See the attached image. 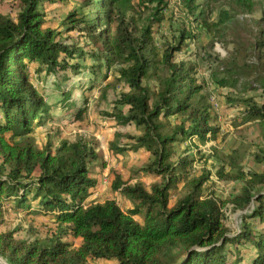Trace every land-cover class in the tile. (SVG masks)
<instances>
[{"label": "trees", "instance_id": "1", "mask_svg": "<svg viewBox=\"0 0 264 264\" xmlns=\"http://www.w3.org/2000/svg\"><path fill=\"white\" fill-rule=\"evenodd\" d=\"M19 1L16 20L0 13V226L9 211L34 210L51 216L57 230L35 241L18 238L15 230H0V256L9 264H240L247 255V264H264V170H245L236 151L219 166L218 179L242 182L241 193L230 202L240 209L253 206L239 230L231 232L225 224L226 202L204 192L211 172L192 175L196 158L187 150L176 154L177 145L192 139L204 144L215 139L218 126L205 84L197 77L198 65L176 60L190 35L182 32L159 56L153 26L162 20L166 0H80L86 10L80 18L69 15V28L100 44L99 51L86 52L44 26L43 4L54 0ZM143 10L150 14L139 22L136 15L140 18ZM203 15L195 20L215 32L219 25L227 31L228 23L236 22L229 12L213 24ZM252 21L260 26L253 40H234L228 57L214 60L217 87L240 92L264 88V24ZM89 57L97 65L89 70V80L74 88L79 96L61 87L55 98L47 99L28 72V63L34 62L38 71L65 78L69 71L78 74L86 68ZM80 58L84 64L72 62ZM102 67H115L130 88L108 115L140 131L124 134L127 145L119 148L113 142L112 150H147L152 158L138 170L160 179L148 189L114 172L112 188L131 202L127 210L113 199L85 204L99 186L92 165L101 156L93 143L62 140L55 149L52 144L41 149L32 134L58 107L70 110L73 119L84 118ZM150 78L153 86L144 83ZM242 100L243 123L264 122V105L252 97ZM256 159L264 163V150ZM181 183L186 191L171 205L173 189ZM253 222L263 228L256 229Z\"/></svg>", "mask_w": 264, "mask_h": 264}, {"label": "rangeland", "instance_id": "2", "mask_svg": "<svg viewBox=\"0 0 264 264\" xmlns=\"http://www.w3.org/2000/svg\"><path fill=\"white\" fill-rule=\"evenodd\" d=\"M166 2V7L160 13L162 20L153 26L159 56L167 44L177 43L182 32L190 35L183 42L182 50L176 53V60H186L198 65L197 77L199 82L205 84L204 92L208 94L213 106V124L218 126L215 139L205 144L196 138L192 139L177 145L176 154L187 150L191 156L196 158L192 167V175H201L206 170L211 172L204 192L209 195L214 193L220 200L226 202L223 207L225 224L231 232H236L242 225L244 215L251 212L253 206L246 209L235 207L230 200L241 193L242 182L220 180L217 177V170L226 161L227 155L234 151L241 156V164L245 170H264V163L256 159V155L264 150V122L243 123L246 102L242 100L252 97L256 103L264 105V88L248 92H240L237 88L232 87L220 88L213 82L212 71L215 70L214 60L228 57V52L235 44L234 40H253L260 26L252 19H261L264 24V0H166ZM153 6L154 4L150 5V7ZM42 10L45 14L44 26L46 28L60 31L61 38L68 43L75 42L85 52L100 50V44L92 42L84 32L69 28L73 24L70 22L69 15L77 13L73 18H80L81 13L86 10L81 8L80 0L46 1ZM20 12L19 0H0V13L16 20ZM200 12H203V18H206L210 24L220 22L224 18V12L236 15V22L228 23L227 31L224 30V25H219L215 32L195 20V16ZM149 14V10H143L141 19L136 15L137 20H140L139 22L146 20ZM221 27L224 33L223 42L219 35ZM213 28L215 29V26ZM72 62L84 64L83 58L74 59ZM84 65L86 68L81 69L80 73L69 71L72 73H67L69 77L65 78L55 79L54 76L48 75L44 71H38L34 62L28 63V72L33 84L47 99L55 98L56 93L59 94L62 89L61 87L66 90L72 89L75 96H79L81 91H76L75 87L79 85V82L89 80V70L93 65L95 68L97 61L89 57ZM115 70V67L109 71L105 67L100 69L101 78L98 77L95 80L98 86L90 93L89 109L84 118L73 119L70 110L58 107L52 111L51 117L45 118L42 124L35 127L32 134L36 145L41 149H45L50 144L55 149L62 140L84 139L93 143L101 156V159L92 165L94 176L99 180V186L87 197L85 204L113 199L127 210L132 206L131 202L119 191H115L111 185L116 172L130 184L140 182L148 189L160 179L138 170L152 158L147 150L116 151L111 148L113 142L119 148L126 146L129 142L124 137L126 133L140 134L135 125H120L114 117L108 115L113 112L116 101L120 99L122 93L130 90L128 83L120 80ZM154 80V78L146 79L144 83L153 86ZM171 120L175 121V117H172ZM103 161L106 163L105 166H103ZM185 191L183 183L176 190L173 189L171 205ZM252 224L256 229L263 228V225L258 223L253 222ZM0 230H15L18 238L35 241L50 238L57 230V222L51 216L34 210L30 212L9 211L5 214ZM69 240H73L76 245L79 243V240L76 239L69 238ZM244 252L246 255V250ZM245 258L246 260L240 264L248 263V256L246 255ZM7 263L0 256V264ZM89 264L113 263L92 260Z\"/></svg>", "mask_w": 264, "mask_h": 264}, {"label": "water", "instance_id": "3", "mask_svg": "<svg viewBox=\"0 0 264 264\" xmlns=\"http://www.w3.org/2000/svg\"><path fill=\"white\" fill-rule=\"evenodd\" d=\"M8 264V263H7Z\"/></svg>", "mask_w": 264, "mask_h": 264}]
</instances>
